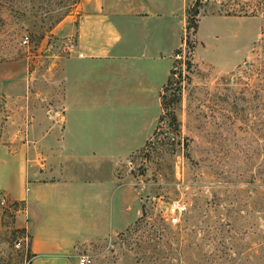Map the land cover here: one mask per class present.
I'll return each mask as SVG.
<instances>
[{
    "label": "rangeland",
    "instance_id": "374dc122",
    "mask_svg": "<svg viewBox=\"0 0 264 264\" xmlns=\"http://www.w3.org/2000/svg\"><path fill=\"white\" fill-rule=\"evenodd\" d=\"M86 2L0 0V62L50 65ZM201 2L198 29L185 30L187 44L172 56L162 121L123 163L140 218L67 264L83 255L89 264H264V0ZM8 103L0 97L2 118L21 115L20 102ZM175 200L185 211L170 225ZM14 232H0V264L23 262Z\"/></svg>",
    "mask_w": 264,
    "mask_h": 264
},
{
    "label": "crops",
    "instance_id": "0c3cea01",
    "mask_svg": "<svg viewBox=\"0 0 264 264\" xmlns=\"http://www.w3.org/2000/svg\"><path fill=\"white\" fill-rule=\"evenodd\" d=\"M190 3L87 0L76 53L0 62V97L21 104L0 116V198L15 207L0 205V232H28L30 264H67L140 218L123 163L155 131Z\"/></svg>",
    "mask_w": 264,
    "mask_h": 264
},
{
    "label": "built area",
    "instance_id": "2783aa9c",
    "mask_svg": "<svg viewBox=\"0 0 264 264\" xmlns=\"http://www.w3.org/2000/svg\"><path fill=\"white\" fill-rule=\"evenodd\" d=\"M30 43L29 37L24 36L21 44L24 47H28ZM65 54H74L77 51V42L74 37L66 38V42L64 45ZM81 57V54H78ZM178 57V56H177ZM0 205L5 210H14V205H8L3 198H0ZM185 211V205L179 201H172L167 208V218L170 225H177L180 221V217ZM15 236L12 240V251L14 253H20L23 257L22 264H30L32 258L29 255V244L30 237L26 230L15 231ZM91 262L88 256H79L78 264H89Z\"/></svg>",
    "mask_w": 264,
    "mask_h": 264
},
{
    "label": "trees",
    "instance_id": "16d2710c",
    "mask_svg": "<svg viewBox=\"0 0 264 264\" xmlns=\"http://www.w3.org/2000/svg\"><path fill=\"white\" fill-rule=\"evenodd\" d=\"M201 4H202L201 0H195L192 6L187 10L186 29H185L186 32L189 31L190 29H192L194 33L196 32L197 26H198L199 9L201 8ZM183 43L187 44V40L183 39ZM190 66H191L190 62H187L186 63L187 69H190L191 68ZM174 74L175 73L173 72V70H171V75H174ZM169 82H170V78L168 79L166 86L169 84ZM166 86L164 87L163 92L165 89H167ZM162 95H161V108L163 111L165 106H164V103H162ZM160 121H162V114L159 118V122Z\"/></svg>",
    "mask_w": 264,
    "mask_h": 264
}]
</instances>
